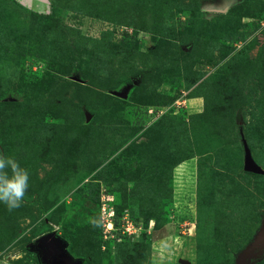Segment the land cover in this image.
I'll return each mask as SVG.
<instances>
[{"label": "rangeland", "instance_id": "obj_1", "mask_svg": "<svg viewBox=\"0 0 264 264\" xmlns=\"http://www.w3.org/2000/svg\"><path fill=\"white\" fill-rule=\"evenodd\" d=\"M46 1L0 0V154L29 172L0 202V264H37L43 220L85 264H235L264 228V0ZM168 144L145 223L137 148Z\"/></svg>", "mask_w": 264, "mask_h": 264}, {"label": "water", "instance_id": "obj_2", "mask_svg": "<svg viewBox=\"0 0 264 264\" xmlns=\"http://www.w3.org/2000/svg\"><path fill=\"white\" fill-rule=\"evenodd\" d=\"M29 6L31 0H19ZM47 4L46 0H39ZM139 82V78L131 79V83L124 86L120 91L111 92L112 96L125 99L129 90ZM243 145V170L253 174H261V169L253 161L250 151L244 139ZM25 250L35 256L37 264H84L85 260L75 257L69 250L68 242L56 235V231L47 232L36 237L32 242L25 246ZM264 257V228L258 233L254 241L240 252L235 264H257Z\"/></svg>", "mask_w": 264, "mask_h": 264}, {"label": "trees", "instance_id": "obj_3", "mask_svg": "<svg viewBox=\"0 0 264 264\" xmlns=\"http://www.w3.org/2000/svg\"><path fill=\"white\" fill-rule=\"evenodd\" d=\"M123 1L124 0H88V3H92V6L94 4H96L98 6L99 3L100 4L103 3L105 5H108L106 8L109 11V10H112V8L116 5L117 6L122 5ZM88 3L85 6V8H80V10H79L82 13H84L85 15H91L92 14L91 8L89 9V7H88V5L90 6V4H88ZM102 9H104V8H102ZM94 10H95V8H94ZM107 10L104 9L103 11L107 12ZM123 37H125L124 39L128 38L126 34L123 35ZM133 78H139V76L137 75V76H134ZM129 83H131V80L128 82V84ZM193 84H195V82H193L192 85ZM197 87L196 88L198 90L200 88H203V85L202 86L197 85ZM162 106H164V105H162ZM214 123L218 124L219 123L218 119H216L214 121ZM143 146H146V145H143ZM143 146H139L137 148L139 155L141 154V156H140V159H141L140 172L141 173H135L136 176H135L134 180H135V186L137 188L136 189V196L138 197V201H140V197H141V201L150 206L149 211H147V209L142 208L141 211L138 212V215L141 216L140 218H142L145 221V223H147V221L152 216V210H154L152 208L160 205V201L162 200L163 197H165L164 187L166 184L165 179H167V176L164 173L165 172L164 167H166V164L169 160L168 149H169V151H173V150L169 147V144L167 145L168 148L161 147L160 145H154L152 147L154 149V152L151 153V152L143 151L144 150ZM159 170H160V173L157 174V171L159 172ZM254 175H257L259 177L261 176L259 174H254ZM144 188L146 189L145 191H144ZM165 198L170 199L171 197H165ZM247 198H250V195H248ZM47 232H50V230H49L46 222L43 220L34 229V238H36L42 234H45ZM118 235H120V233ZM120 236L123 239L125 238L122 235H120ZM32 256L35 258V256L33 254H32ZM35 261H36V259H35Z\"/></svg>", "mask_w": 264, "mask_h": 264}, {"label": "clouds", "instance_id": "obj_4", "mask_svg": "<svg viewBox=\"0 0 264 264\" xmlns=\"http://www.w3.org/2000/svg\"><path fill=\"white\" fill-rule=\"evenodd\" d=\"M28 186V170L15 159L0 154V202L10 210L20 207Z\"/></svg>", "mask_w": 264, "mask_h": 264}, {"label": "built area", "instance_id": "obj_5", "mask_svg": "<svg viewBox=\"0 0 264 264\" xmlns=\"http://www.w3.org/2000/svg\"><path fill=\"white\" fill-rule=\"evenodd\" d=\"M180 103V102H178ZM108 218L105 219L102 223V233H103V237L106 238V236H111L112 235V230H113V223L111 222L112 220V212L108 213ZM120 232L123 236H127V237H131V236H134L136 235V231L132 225V223H129V222H126V224L121 227L120 229ZM137 233H140L138 232L137 230Z\"/></svg>", "mask_w": 264, "mask_h": 264}]
</instances>
